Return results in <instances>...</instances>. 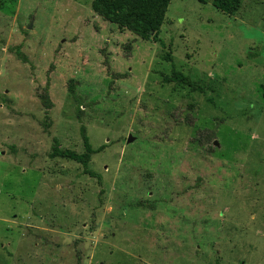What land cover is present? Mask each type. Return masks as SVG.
Listing matches in <instances>:
<instances>
[{
    "label": "rangeland",
    "instance_id": "obj_1",
    "mask_svg": "<svg viewBox=\"0 0 264 264\" xmlns=\"http://www.w3.org/2000/svg\"><path fill=\"white\" fill-rule=\"evenodd\" d=\"M93 1H0V264H264V0H171L164 48ZM83 126L100 181L50 157Z\"/></svg>",
    "mask_w": 264,
    "mask_h": 264
},
{
    "label": "trees",
    "instance_id": "obj_2",
    "mask_svg": "<svg viewBox=\"0 0 264 264\" xmlns=\"http://www.w3.org/2000/svg\"><path fill=\"white\" fill-rule=\"evenodd\" d=\"M170 1L171 0H94L92 6L94 11L103 16L106 20L117 23L121 28L131 30L144 40L153 38L164 48L165 42L158 34V31L164 23ZM243 1L244 0H212V3L218 10L228 14L237 11ZM20 54L21 53L18 52V56H20ZM21 57L26 61V57L22 55ZM163 58L167 61H172V56L169 52H166ZM163 79L165 82H176L187 85L193 91H206V83L204 81H194L188 75L178 71L175 67H173L172 73L170 75H164ZM69 90L74 97H76L73 84L70 85ZM40 98L47 110L53 108L54 104L48 92H45ZM76 99H78V97H76ZM81 106V103H79V118L82 112ZM81 132L85 147L84 152L78 153L70 149L63 150L60 147V139L54 137L50 157H62L79 162L83 165L85 174H89L100 181L101 175L92 171L89 168V164L92 155L101 152L103 147L95 149L92 146L85 126L82 127ZM137 206L146 208L149 205L146 203H138ZM150 206L154 208V205Z\"/></svg>",
    "mask_w": 264,
    "mask_h": 264
},
{
    "label": "water",
    "instance_id": "obj_3",
    "mask_svg": "<svg viewBox=\"0 0 264 264\" xmlns=\"http://www.w3.org/2000/svg\"><path fill=\"white\" fill-rule=\"evenodd\" d=\"M29 28H32V25H30ZM133 140H134V137H133L132 135H130V136L128 137L127 142L130 143V142H132Z\"/></svg>",
    "mask_w": 264,
    "mask_h": 264
}]
</instances>
